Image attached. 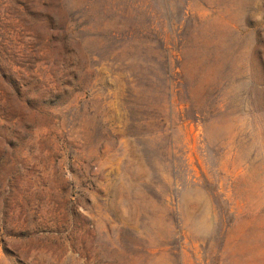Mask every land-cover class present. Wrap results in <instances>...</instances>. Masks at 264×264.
I'll use <instances>...</instances> for the list:
<instances>
[{
	"label": "rangeland",
	"instance_id": "374dc122",
	"mask_svg": "<svg viewBox=\"0 0 264 264\" xmlns=\"http://www.w3.org/2000/svg\"><path fill=\"white\" fill-rule=\"evenodd\" d=\"M0 6V264H264V0Z\"/></svg>",
	"mask_w": 264,
	"mask_h": 264
},
{
	"label": "trees",
	"instance_id": "16d2710c",
	"mask_svg": "<svg viewBox=\"0 0 264 264\" xmlns=\"http://www.w3.org/2000/svg\"><path fill=\"white\" fill-rule=\"evenodd\" d=\"M41 0H6L7 9L5 12H8L9 17L13 22H16L17 27L20 29L22 35L30 33L31 39L39 47L36 50V54H45L51 56L53 53L52 39L48 38V34L42 35L40 31L36 28V24H42L43 29H47L46 22L44 18L39 20L33 12L38 10V6ZM48 2V0H47ZM3 6V5H2ZM0 6V8H3ZM42 30V29H40ZM5 58L0 54V64L6 62Z\"/></svg>",
	"mask_w": 264,
	"mask_h": 264
}]
</instances>
